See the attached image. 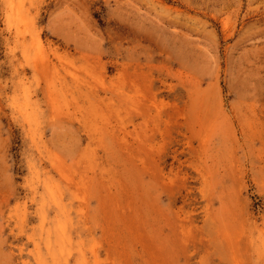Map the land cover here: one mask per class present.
I'll list each match as a JSON object with an SVG mask.
<instances>
[{"label":"rangeland","instance_id":"1","mask_svg":"<svg viewBox=\"0 0 264 264\" xmlns=\"http://www.w3.org/2000/svg\"><path fill=\"white\" fill-rule=\"evenodd\" d=\"M0 264H264V0H0Z\"/></svg>","mask_w":264,"mask_h":264}]
</instances>
